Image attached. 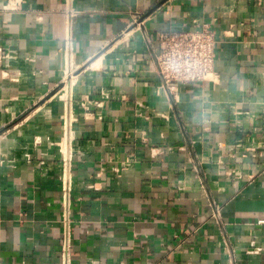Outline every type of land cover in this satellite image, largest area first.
<instances>
[{
  "label": "crops",
  "instance_id": "crops-1",
  "mask_svg": "<svg viewBox=\"0 0 264 264\" xmlns=\"http://www.w3.org/2000/svg\"><path fill=\"white\" fill-rule=\"evenodd\" d=\"M21 1L0 0L1 264H60L64 178L73 264H264V0ZM202 23L217 78L171 95L158 33Z\"/></svg>",
  "mask_w": 264,
  "mask_h": 264
},
{
  "label": "built area",
  "instance_id": "built-area-1",
  "mask_svg": "<svg viewBox=\"0 0 264 264\" xmlns=\"http://www.w3.org/2000/svg\"><path fill=\"white\" fill-rule=\"evenodd\" d=\"M70 1L66 0L67 14L73 15L77 11L71 8ZM21 2V0H7L6 7L18 9ZM133 22L138 25L141 21H138L136 16ZM156 42L155 69L161 77L164 87L171 95L176 93L179 84L188 85L217 78V73L214 70L216 39L214 31L208 23L182 30H162L158 33ZM10 56L6 48L0 45V61H5L11 58ZM10 79L16 81L17 77ZM62 191L63 239L60 264H73L69 234L72 187L68 178H64L62 182ZM256 223L264 224V218L257 219ZM248 252L257 253L259 250L252 248Z\"/></svg>",
  "mask_w": 264,
  "mask_h": 264
},
{
  "label": "bare ground",
  "instance_id": "bare-ground-1",
  "mask_svg": "<svg viewBox=\"0 0 264 264\" xmlns=\"http://www.w3.org/2000/svg\"><path fill=\"white\" fill-rule=\"evenodd\" d=\"M68 88L67 87H65V85H64V87H63V89H62V91H61V93H63L62 95L63 96H65L66 95V93H67V90Z\"/></svg>",
  "mask_w": 264,
  "mask_h": 264
}]
</instances>
